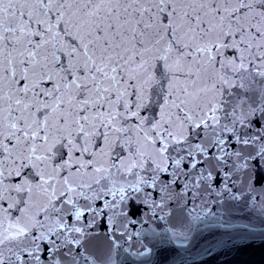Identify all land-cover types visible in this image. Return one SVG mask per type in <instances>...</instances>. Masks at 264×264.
Here are the masks:
<instances>
[{
	"label": "snow or ice",
	"instance_id": "obj_1",
	"mask_svg": "<svg viewBox=\"0 0 264 264\" xmlns=\"http://www.w3.org/2000/svg\"><path fill=\"white\" fill-rule=\"evenodd\" d=\"M257 157L264 0H0V264H117L130 191Z\"/></svg>",
	"mask_w": 264,
	"mask_h": 264
}]
</instances>
